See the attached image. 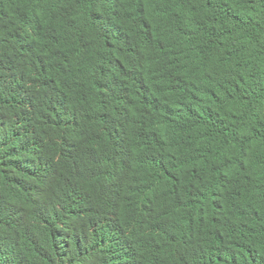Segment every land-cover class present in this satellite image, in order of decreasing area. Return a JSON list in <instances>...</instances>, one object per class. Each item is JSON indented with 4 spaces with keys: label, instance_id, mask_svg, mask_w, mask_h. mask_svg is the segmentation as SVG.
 Returning a JSON list of instances; mask_svg holds the SVG:
<instances>
[{
    "label": "trees",
    "instance_id": "1",
    "mask_svg": "<svg viewBox=\"0 0 264 264\" xmlns=\"http://www.w3.org/2000/svg\"><path fill=\"white\" fill-rule=\"evenodd\" d=\"M0 264H264V0H0Z\"/></svg>",
    "mask_w": 264,
    "mask_h": 264
}]
</instances>
